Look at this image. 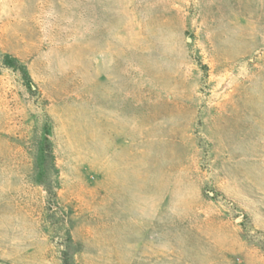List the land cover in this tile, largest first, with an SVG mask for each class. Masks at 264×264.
Listing matches in <instances>:
<instances>
[{
	"label": "rangeland",
	"instance_id": "374dc122",
	"mask_svg": "<svg viewBox=\"0 0 264 264\" xmlns=\"http://www.w3.org/2000/svg\"><path fill=\"white\" fill-rule=\"evenodd\" d=\"M0 264H264V0H0Z\"/></svg>",
	"mask_w": 264,
	"mask_h": 264
},
{
	"label": "trees",
	"instance_id": "16d2710c",
	"mask_svg": "<svg viewBox=\"0 0 264 264\" xmlns=\"http://www.w3.org/2000/svg\"><path fill=\"white\" fill-rule=\"evenodd\" d=\"M4 62L9 67H16L17 69L20 70V72L22 73V77L25 81V85L28 89H31L33 87V83L30 76L27 74L23 66L17 64L14 58L5 56ZM38 155H39L38 158L40 159V165H42L43 168H47L49 165L52 164V160H53L52 148L50 141L47 137H44L43 144L39 148Z\"/></svg>",
	"mask_w": 264,
	"mask_h": 264
}]
</instances>
